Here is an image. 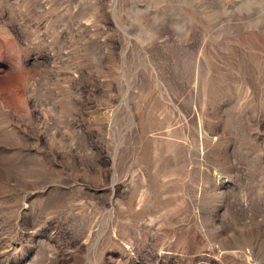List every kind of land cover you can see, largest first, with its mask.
<instances>
[{"label":"rangeland","instance_id":"1","mask_svg":"<svg viewBox=\"0 0 264 264\" xmlns=\"http://www.w3.org/2000/svg\"><path fill=\"white\" fill-rule=\"evenodd\" d=\"M0 264H264V0H0Z\"/></svg>","mask_w":264,"mask_h":264}]
</instances>
